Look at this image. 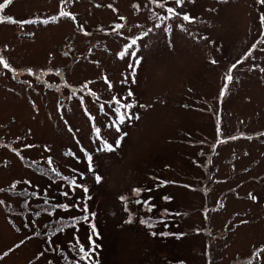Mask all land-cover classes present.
Instances as JSON below:
<instances>
[{
  "label": "rangeland",
  "instance_id": "374dc122",
  "mask_svg": "<svg viewBox=\"0 0 264 264\" xmlns=\"http://www.w3.org/2000/svg\"><path fill=\"white\" fill-rule=\"evenodd\" d=\"M0 17V264H75L85 205L99 264H264L260 0H13Z\"/></svg>",
  "mask_w": 264,
  "mask_h": 264
},
{
  "label": "snow or ice",
  "instance_id": "6c2138e0",
  "mask_svg": "<svg viewBox=\"0 0 264 264\" xmlns=\"http://www.w3.org/2000/svg\"><path fill=\"white\" fill-rule=\"evenodd\" d=\"M13 2V0H3V3H0V10H3L4 8H6L8 5H10L11 3ZM64 3H67L68 0H63ZM172 2L176 5H179V6H183V3H184V0H172ZM261 4H264V0H260ZM109 7H111V5H109ZM161 7H163V5H161ZM167 12L170 14V16H179L180 13H178L175 8L173 7H168L167 8ZM60 16H68V17H72V14L70 12H64V11H61ZM74 19V17H72ZM10 18L8 17H0V23H3V22H6L7 20H9ZM53 20L55 19H58V17H53L52 18ZM123 19V18H122ZM194 18L191 17L190 15L188 14H183V20L185 21H192ZM262 19H264V17H262ZM13 23H19V24H24V23H36V22H40V23H44V24H47L49 23L50 21L49 20H43V21H32V20H29V21H12ZM136 43V41H133L132 42V45H134ZM132 45H129L128 47H132ZM124 52H121L120 55L121 57L124 56ZM213 63H215V61H213ZM0 65H2L3 68L5 69H8L10 68V64L8 63V61L5 59V57L3 55H0ZM233 68L236 67V65H232ZM13 71H15V69L13 68L12 69ZM261 72H264V68H261L260 69ZM233 80V76L229 73L227 76H226V81H232ZM84 87H87V85H85ZM109 87H111V85L109 84ZM129 96H132L133 94L131 92H129L128 94ZM113 99L115 100L116 104H119L121 105V107L127 109V108H131L133 107L132 104L130 103H121V100L113 97ZM127 99V98H125ZM101 107L103 108L104 105H101ZM117 112L120 113V120L121 121H124L126 118L128 119H131L132 117L131 116H128L127 113H124V112H121L120 108H117L116 109ZM25 147H32V145H26ZM107 147L109 149L112 148L111 145H107ZM89 159H91V157H89ZM53 161L51 158H48V165L50 166L48 171L50 173H56L57 169L55 167H51ZM98 181L100 180V177H97L96 178ZM19 183V181L17 182ZM27 183H31V181H28ZM163 183H167L166 181L163 182ZM16 187V184H13L11 189L9 190H12V189H15ZM4 191V189L0 188V192ZM85 192H87L88 190L87 189H84ZM135 191L139 192L140 189H136ZM65 196L68 195L67 192L64 193ZM163 199L165 201H168L170 200V197H163ZM252 199H257L255 196L252 197ZM140 201H137V203H139ZM5 202L3 200H0V205H3ZM145 204H147L148 202L145 201L144 202ZM56 207H63V208H67L68 205H54L53 208L55 209ZM76 207H79V205H76ZM152 207H155L154 205L150 206L148 208L149 211L152 210ZM164 212H168L167 209L164 210ZM83 215L80 216V217H76V218H73V221L71 223V225H67V227H75V225L78 223V222H84L86 224H88V227H89V235L87 237V248L85 247V245L83 243H81L79 241V238L77 237L76 238V243L75 245L73 246L74 249L76 251H78L81 255H80V258L78 260L75 261V264H81V262L83 261L84 264H99L98 262V258H96L95 256V253H96V250H97V247L98 245L96 244V240L94 239V237H98L99 236V233L98 231L96 230L95 228V224L94 223H91L90 222V217H89V209L87 208V206L85 205L84 208H83ZM171 214V213H169ZM176 215H179V213H176ZM92 217L95 216V213H92L91 214ZM127 222H131V218L129 219V221ZM142 224H146L148 227H152V223L149 221V220H144V219H141L140 221ZM243 222V221H242ZM65 226H57L56 228L53 229V232H61L63 231V228ZM152 235H156L155 232L152 233ZM161 235H168L167 233H161ZM49 239H51V237H49ZM53 251H55V249H53ZM4 255H7V253H5ZM40 255H43V253H41Z\"/></svg>",
  "mask_w": 264,
  "mask_h": 264
},
{
  "label": "trees",
  "instance_id": "16d2710c",
  "mask_svg": "<svg viewBox=\"0 0 264 264\" xmlns=\"http://www.w3.org/2000/svg\"><path fill=\"white\" fill-rule=\"evenodd\" d=\"M84 141H87V140H85V139H83ZM82 149L83 147L81 146V145H77V144H70V146H69V149L70 150H72V151H74V149ZM23 161H24V163L32 170V171H34L35 173H40L39 172V169L41 168L42 170L44 169V168H49L48 166H45V165H38V164H35L32 160H30V159H27V158H24L23 159ZM45 174H44V176H48V177H51V173H49V172H46V171H43ZM139 188H141V187H139ZM219 200H221V199H219ZM219 206V205H218ZM219 207H224V206H219Z\"/></svg>",
  "mask_w": 264,
  "mask_h": 264
},
{
  "label": "flooded vegetation",
  "instance_id": "af4514ba",
  "mask_svg": "<svg viewBox=\"0 0 264 264\" xmlns=\"http://www.w3.org/2000/svg\"><path fill=\"white\" fill-rule=\"evenodd\" d=\"M68 12H70L71 14H72V17H74V19L72 18V17H70L72 20H73V22L75 23V21H76V18H79L78 16H76V14L74 13V12H72L71 10H68ZM56 17V16H55ZM61 17H63L64 18V23L65 22H68V16H61ZM80 22V21H79ZM76 24H78V23H76ZM79 29H81V31L82 32H84L85 30H84V28H79ZM86 34V33H85ZM71 48V47H70ZM71 50V49H70Z\"/></svg>",
  "mask_w": 264,
  "mask_h": 264
}]
</instances>
